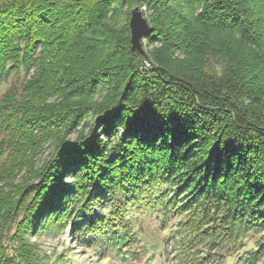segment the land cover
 <instances>
[{
  "label": "trees",
  "instance_id": "trees-1",
  "mask_svg": "<svg viewBox=\"0 0 264 264\" xmlns=\"http://www.w3.org/2000/svg\"><path fill=\"white\" fill-rule=\"evenodd\" d=\"M1 85L0 264H71L30 242L68 228L153 261L143 219L179 264L264 258V0H0Z\"/></svg>",
  "mask_w": 264,
  "mask_h": 264
},
{
  "label": "rangeland",
  "instance_id": "rangeland-1",
  "mask_svg": "<svg viewBox=\"0 0 264 264\" xmlns=\"http://www.w3.org/2000/svg\"><path fill=\"white\" fill-rule=\"evenodd\" d=\"M134 10V9H133ZM132 10V12H133ZM146 10V8H142ZM145 19L146 16L143 14ZM132 14L130 16V19ZM130 22V21H129ZM151 42L142 39V45L144 52L149 49ZM146 66H149L147 63ZM7 89V85L0 86V97L4 94ZM75 134H70L67 136L69 142L73 141ZM45 150L41 151L39 156V164L41 160L45 159L50 153V148L48 144L45 145ZM145 222L141 225L143 228L144 240L146 243L152 244L154 248L151 250L154 260H146V257H143L140 261H133L131 259L123 260V257L117 256L114 252L104 253L103 248L106 247H95L89 248L86 244L84 237H80L78 234L74 235L71 233V229L68 228L67 232L61 235H47L41 234L31 238L30 242L36 244L39 247V257L40 258H52L53 260L58 256L64 257V255L69 254L71 264H179L176 260V253L174 250V241L169 239H163L166 233L160 230V225L157 221L152 219H143ZM125 258H130L124 256ZM131 260V261H130ZM69 264V263H67ZM264 264V258L258 263Z\"/></svg>",
  "mask_w": 264,
  "mask_h": 264
},
{
  "label": "water",
  "instance_id": "water-1",
  "mask_svg": "<svg viewBox=\"0 0 264 264\" xmlns=\"http://www.w3.org/2000/svg\"><path fill=\"white\" fill-rule=\"evenodd\" d=\"M129 25L131 30L132 52L138 51L144 54L142 39L150 33L151 27L140 9L133 10Z\"/></svg>",
  "mask_w": 264,
  "mask_h": 264
}]
</instances>
